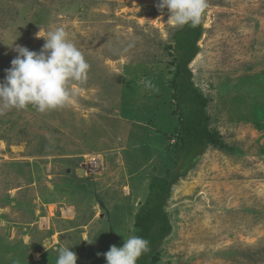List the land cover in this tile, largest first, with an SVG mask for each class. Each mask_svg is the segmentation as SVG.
Segmentation results:
<instances>
[{
    "label": "rangeland",
    "instance_id": "rangeland-1",
    "mask_svg": "<svg viewBox=\"0 0 264 264\" xmlns=\"http://www.w3.org/2000/svg\"><path fill=\"white\" fill-rule=\"evenodd\" d=\"M158 3L0 0V82L16 45L39 52L37 34L57 27L90 64L65 107L0 115V264H56L62 246L76 264H107L136 236L179 123L169 45L180 27ZM203 19L190 68L228 147L210 146L173 186V230L154 264H264V0H207Z\"/></svg>",
    "mask_w": 264,
    "mask_h": 264
},
{
    "label": "clouds",
    "instance_id": "clouds-1",
    "mask_svg": "<svg viewBox=\"0 0 264 264\" xmlns=\"http://www.w3.org/2000/svg\"><path fill=\"white\" fill-rule=\"evenodd\" d=\"M157 8L162 13L164 9L170 12L168 21L174 27L195 28L201 23L207 0H159ZM39 37L45 39L39 52L15 46L18 55L0 82V115L29 106L40 113L65 107L78 92L77 88L70 89V82L83 83L87 79L90 64L62 27L37 34ZM143 84L158 91L151 80ZM148 243L142 237L129 236L121 247L112 245L103 255L107 264H137L139 257L149 250ZM76 260V253L69 246L57 249L56 264H76Z\"/></svg>",
    "mask_w": 264,
    "mask_h": 264
},
{
    "label": "trees",
    "instance_id": "trees-1",
    "mask_svg": "<svg viewBox=\"0 0 264 264\" xmlns=\"http://www.w3.org/2000/svg\"><path fill=\"white\" fill-rule=\"evenodd\" d=\"M204 32V19L195 28L180 27L169 45L175 66L170 86L175 104L174 114L179 120L171 138V151L175 156L173 166L166 175L155 176L149 184L144 203L135 215L136 236L146 239L149 250L144 252L137 264H154L159 260V248L172 232L173 225L166 211L173 186L193 168L198 159L210 147L225 149L228 144L219 131L212 128L208 108L210 98L194 81L190 63L199 53L198 42ZM260 115L264 116V112Z\"/></svg>",
    "mask_w": 264,
    "mask_h": 264
},
{
    "label": "built area",
    "instance_id": "built-area-1",
    "mask_svg": "<svg viewBox=\"0 0 264 264\" xmlns=\"http://www.w3.org/2000/svg\"><path fill=\"white\" fill-rule=\"evenodd\" d=\"M263 136H264V130H263ZM100 161L99 159H97L96 157L90 159L87 161L86 165L87 166H92V167H95V163ZM93 169V168H92Z\"/></svg>",
    "mask_w": 264,
    "mask_h": 264
},
{
    "label": "water",
    "instance_id": "water-1",
    "mask_svg": "<svg viewBox=\"0 0 264 264\" xmlns=\"http://www.w3.org/2000/svg\"><path fill=\"white\" fill-rule=\"evenodd\" d=\"M81 174L84 173V170H80Z\"/></svg>",
    "mask_w": 264,
    "mask_h": 264
}]
</instances>
